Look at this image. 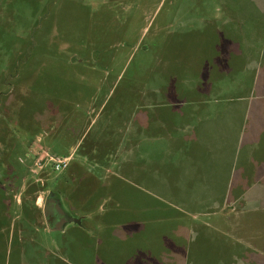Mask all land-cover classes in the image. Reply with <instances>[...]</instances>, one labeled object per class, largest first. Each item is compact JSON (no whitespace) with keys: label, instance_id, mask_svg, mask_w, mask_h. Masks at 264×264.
Instances as JSON below:
<instances>
[{"label":"rangeland","instance_id":"rangeland-1","mask_svg":"<svg viewBox=\"0 0 264 264\" xmlns=\"http://www.w3.org/2000/svg\"><path fill=\"white\" fill-rule=\"evenodd\" d=\"M255 131L264 0H0V264H264Z\"/></svg>","mask_w":264,"mask_h":264},{"label":"crops","instance_id":"crops-1","mask_svg":"<svg viewBox=\"0 0 264 264\" xmlns=\"http://www.w3.org/2000/svg\"><path fill=\"white\" fill-rule=\"evenodd\" d=\"M244 135V134H243ZM247 136V135H246ZM242 137L241 141L244 145V155L241 157V148H239L240 155L235 157L230 163L229 167V179L235 181L233 183H228V190L234 191V195H231L227 188L225 189L220 206H230L234 207L236 201L245 202L247 204V189L249 187L248 180L254 179L259 180L263 177V171L257 172L255 167L260 166L264 163V143L259 132L255 131L250 134L249 137ZM259 174V176L257 175ZM237 179V180H235ZM244 198V199H243ZM243 199V200H242ZM236 200V201H235Z\"/></svg>","mask_w":264,"mask_h":264},{"label":"water","instance_id":"water-1","mask_svg":"<svg viewBox=\"0 0 264 264\" xmlns=\"http://www.w3.org/2000/svg\"><path fill=\"white\" fill-rule=\"evenodd\" d=\"M52 207L55 208L57 214L59 215L56 221L46 220L47 227L50 230L62 229L67 222H78L77 219L70 217L66 212L61 208L59 201L49 192L45 198L44 202V216H48L51 212Z\"/></svg>","mask_w":264,"mask_h":264},{"label":"built area","instance_id":"built-area-1","mask_svg":"<svg viewBox=\"0 0 264 264\" xmlns=\"http://www.w3.org/2000/svg\"><path fill=\"white\" fill-rule=\"evenodd\" d=\"M45 162L51 163L54 170H60L66 166L67 157L59 158L57 156L48 155L46 152H39L36 156L35 165L42 168Z\"/></svg>","mask_w":264,"mask_h":264},{"label":"flooded vegetation","instance_id":"flooded-vegetation-1","mask_svg":"<svg viewBox=\"0 0 264 264\" xmlns=\"http://www.w3.org/2000/svg\"><path fill=\"white\" fill-rule=\"evenodd\" d=\"M47 196V195H46ZM54 196V195H53ZM55 197V196H54ZM56 198V197H55ZM57 199V198H56ZM45 217V220H48V221H56L59 217V215L57 214L56 210L54 207H52L51 209V212L49 213L48 216H44Z\"/></svg>","mask_w":264,"mask_h":264}]
</instances>
